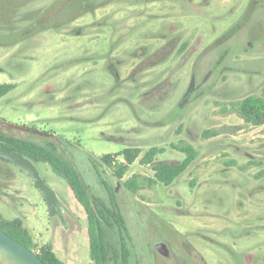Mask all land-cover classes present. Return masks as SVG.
<instances>
[{"label":"rangeland","instance_id":"rangeland-1","mask_svg":"<svg viewBox=\"0 0 264 264\" xmlns=\"http://www.w3.org/2000/svg\"><path fill=\"white\" fill-rule=\"evenodd\" d=\"M17 1L0 0V85L14 86L0 97V120L33 133L0 131L56 142L92 195L107 202L115 193L132 264H166L161 251L188 263L199 252L205 264H264V124L221 110L264 87V0H87L73 22L15 42L24 7L21 20L31 23L54 1L86 4ZM206 131L216 134L203 138ZM180 140L198 157L168 187L148 185L153 170L139 158L122 180L96 160L157 146L165 150L157 161L178 162ZM37 168L62 213L50 217L29 177L0 160V216L20 219L35 248L50 244L64 264H93L83 208L61 177ZM132 175L144 179L136 193L123 184Z\"/></svg>","mask_w":264,"mask_h":264},{"label":"trees","instance_id":"trees-1","mask_svg":"<svg viewBox=\"0 0 264 264\" xmlns=\"http://www.w3.org/2000/svg\"><path fill=\"white\" fill-rule=\"evenodd\" d=\"M33 1L19 0L17 2L20 7L29 5ZM59 4V1H54L47 7L40 9L44 12L41 15H39L40 13L37 10L38 16L31 23L21 20L27 6L24 7L22 13L18 16L17 21L22 26L15 42L25 40L41 30L63 27L89 10L85 9L87 0L85 5H76L74 8L69 7L68 9L63 6L59 7ZM62 14L70 15L65 19H61L59 17ZM1 21L2 25L8 28L6 21L3 19ZM13 88L12 84L0 85V97L10 92ZM221 110L225 113H236L247 124L255 126L264 124V87L260 95H251L239 101L230 102L228 106L224 105ZM215 134V131H206L203 134V138H210ZM12 142L9 144L15 149L14 151L21 153L34 164H46L54 174L61 177L70 189L74 199L83 208L87 219L88 248L91 262L93 264H132V239L128 233L115 193L108 190L107 202H103L92 195L77 168L57 154L55 143L49 142L41 145L33 141H24L16 138ZM172 148L184 154L185 157L182 161H157L156 157L165 152L164 148L157 146L150 147L142 155L139 148L128 147L119 153L106 154L96 160L100 166L112 168L114 176L118 180H122L129 167L139 158L141 165L151 166L153 170V178L147 179V184L160 183L168 187L184 174L198 157V151L188 142L180 140L178 144L172 145ZM93 166L95 167V165ZM94 171L99 176V171L96 168H94ZM261 174L264 175V170ZM143 182L144 179H139L137 175H132L123 184L128 191L136 193ZM0 229L34 251L44 264H64L56 256L50 244L45 243L35 248L36 246L32 243L30 233L20 219L7 220L0 216ZM106 230L112 231L118 238L119 247L117 249L109 247Z\"/></svg>","mask_w":264,"mask_h":264},{"label":"water","instance_id":"water-1","mask_svg":"<svg viewBox=\"0 0 264 264\" xmlns=\"http://www.w3.org/2000/svg\"><path fill=\"white\" fill-rule=\"evenodd\" d=\"M7 128L28 131L27 128L0 121ZM0 157L13 163L22 170L41 193L50 217L59 216L62 213L61 203L55 191L48 186L41 177L37 166L21 153L0 148ZM0 264H44L37 254L22 245L2 229H0Z\"/></svg>","mask_w":264,"mask_h":264},{"label":"flooded vegetation","instance_id":"flooded-vegetation-1","mask_svg":"<svg viewBox=\"0 0 264 264\" xmlns=\"http://www.w3.org/2000/svg\"><path fill=\"white\" fill-rule=\"evenodd\" d=\"M3 121V120H0ZM4 122V121H3ZM0 127H5L4 125L0 124ZM28 129V131H22V132H28V133H33L32 130L26 126H22ZM7 128V127H5ZM20 131V130H19ZM35 134V133H34ZM46 136V135H45ZM51 136V135H50ZM16 137L11 136V135H7L3 132L0 131V148H4V149H9V150H15L9 143H13L12 140L15 139ZM16 139H21V138H16ZM24 141H30L28 139H21ZM56 143V142H52V141H47L46 143ZM59 143V145H62V141H58L57 144ZM56 145V144H55ZM57 146V145H56ZM63 150H64V146H63ZM65 153L69 152L68 150H64ZM72 158V157H71ZM0 160H2L5 163L8 164H12L13 163L3 159L0 157ZM39 164V163H38ZM38 164H35L36 166ZM15 167H17L16 165H14ZM18 168V167H17ZM19 169V168H18ZM20 170V169H19ZM21 172H23L22 170H20ZM24 173V172H23ZM25 174V173H24ZM26 175V174H25ZM30 179V178H29ZM31 181V180H30ZM32 182V181H31ZM33 184V182H32ZM34 185V184H33ZM35 186V185H34ZM36 187V186H35ZM37 188V187H36ZM108 190V189H107ZM115 192V190H114ZM160 255L162 256V258L167 259L166 264H168V261H171V264H205L204 259L202 258L201 254L199 252H195L193 255V261H191L190 263L186 262L185 259L180 258V256L177 257H173L171 255L168 254L167 251H161L159 252ZM189 261V260H188ZM196 262V263H195ZM136 264H145L142 261H137Z\"/></svg>","mask_w":264,"mask_h":264},{"label":"crops","instance_id":"crops-1","mask_svg":"<svg viewBox=\"0 0 264 264\" xmlns=\"http://www.w3.org/2000/svg\"><path fill=\"white\" fill-rule=\"evenodd\" d=\"M45 244V243H44Z\"/></svg>","mask_w":264,"mask_h":264}]
</instances>
